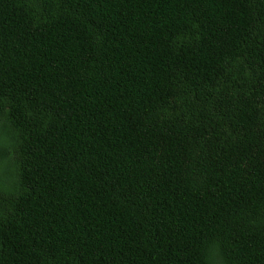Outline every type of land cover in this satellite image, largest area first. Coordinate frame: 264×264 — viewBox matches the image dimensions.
<instances>
[{
  "label": "trees",
  "instance_id": "obj_1",
  "mask_svg": "<svg viewBox=\"0 0 264 264\" xmlns=\"http://www.w3.org/2000/svg\"><path fill=\"white\" fill-rule=\"evenodd\" d=\"M0 264H264V0H0Z\"/></svg>",
  "mask_w": 264,
  "mask_h": 264
},
{
  "label": "rangeland",
  "instance_id": "obj_2",
  "mask_svg": "<svg viewBox=\"0 0 264 264\" xmlns=\"http://www.w3.org/2000/svg\"><path fill=\"white\" fill-rule=\"evenodd\" d=\"M2 155L0 154V157ZM12 169L9 165L3 164L0 159V195H4L6 192V186H9L12 182Z\"/></svg>",
  "mask_w": 264,
  "mask_h": 264
}]
</instances>
